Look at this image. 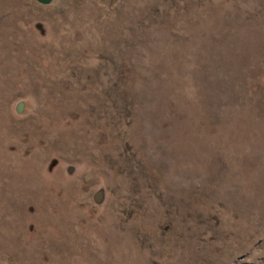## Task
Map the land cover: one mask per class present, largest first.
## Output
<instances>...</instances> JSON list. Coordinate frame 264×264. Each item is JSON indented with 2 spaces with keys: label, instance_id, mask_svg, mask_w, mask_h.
<instances>
[{
  "label": "rangeland",
  "instance_id": "374dc122",
  "mask_svg": "<svg viewBox=\"0 0 264 264\" xmlns=\"http://www.w3.org/2000/svg\"><path fill=\"white\" fill-rule=\"evenodd\" d=\"M0 264H264V0H0Z\"/></svg>",
  "mask_w": 264,
  "mask_h": 264
},
{
  "label": "water",
  "instance_id": "95a60500",
  "mask_svg": "<svg viewBox=\"0 0 264 264\" xmlns=\"http://www.w3.org/2000/svg\"><path fill=\"white\" fill-rule=\"evenodd\" d=\"M54 0H36L41 5H50Z\"/></svg>",
  "mask_w": 264,
  "mask_h": 264
}]
</instances>
